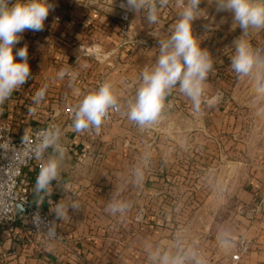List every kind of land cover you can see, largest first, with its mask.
<instances>
[{
    "label": "crops",
    "instance_id": "0c3cea01",
    "mask_svg": "<svg viewBox=\"0 0 264 264\" xmlns=\"http://www.w3.org/2000/svg\"><path fill=\"white\" fill-rule=\"evenodd\" d=\"M49 2L54 10L45 20L44 30L25 31L16 45V48L28 46L33 79L0 105V117L10 121L16 134L25 128L43 126L52 107L77 105L102 79L113 85L121 111L112 122H103L99 130L89 127L77 131L73 121L63 122L59 143L64 156L58 178L47 191L35 190L40 166L52 154V149H48L43 159H36L26 170L23 181L30 189L32 203L50 213L57 227L66 233V240L48 241L39 236L33 242L26 241L28 217L20 213L15 222L0 229V264H151L146 244L175 251L178 239L183 246L200 250L207 261L230 256L241 236L253 241L254 257L261 254L260 259L264 258V155L245 162L232 159L238 142L233 147V142L227 144L222 135L219 139V132L212 130L214 126L208 120L209 108L202 103L197 112L178 88L166 99L157 123L141 129L127 119L128 101L140 86L142 71L155 64L158 40L167 38L178 21L181 0H168L164 7L157 5L156 24L150 25L144 13L131 12V35L149 37L154 41L150 48L121 45L119 14L120 4L125 0ZM200 7L194 34L199 36L201 47L211 52L214 62L205 86L229 82L238 85L240 78L227 66L235 50L232 42L240 36L238 24L233 21L235 28L229 31L228 47L223 44L226 33L201 28L209 17L216 18L215 23L223 17L225 22L227 13L217 14L212 0H204ZM244 38L258 52H264V31L250 29ZM222 54L228 60L226 67L222 66ZM62 69L75 73V80L69 75L60 79L57 74ZM45 85L44 99L34 103L36 92ZM216 90L213 94L205 91V97L222 92L221 88ZM232 109L227 112L231 123L235 116ZM232 129L233 124L229 130ZM259 132L253 130L249 134L253 141L250 149L264 150V134L259 139ZM228 148L231 155L224 151ZM145 154L149 163L144 167L143 182L136 185L131 170ZM195 165L210 169L226 165V168L223 173L222 169L218 173L209 172L206 179L213 183L205 193L195 192L204 195L196 210L187 216L189 202L173 199L176 203L170 205L168 199L174 195L176 184L190 179L187 170L191 173ZM116 192L131 205L123 215L106 211ZM72 202L78 204V209H66L65 217L58 218L57 207ZM253 209L262 211L250 219ZM142 211L145 219L136 224V234L132 236V224L122 218ZM221 232H226L232 242L228 250L222 249L217 241ZM114 242L124 247L120 245L113 250L110 245Z\"/></svg>",
    "mask_w": 264,
    "mask_h": 264
},
{
    "label": "clouds",
    "instance_id": "9594fccd",
    "mask_svg": "<svg viewBox=\"0 0 264 264\" xmlns=\"http://www.w3.org/2000/svg\"><path fill=\"white\" fill-rule=\"evenodd\" d=\"M204 0H181L179 19L170 30L171 34L158 40L159 54L152 68L141 73V83L133 99L128 101L127 119L141 129L157 123L165 109V101L173 89L192 102L199 112L202 103L208 107L215 105L221 94L205 97V84L214 70L213 55L206 47H201L199 36L194 34V22L200 19V5ZM168 0H125L120 7L126 12L144 13L147 22L158 23V6L164 7ZM215 12L228 13L238 24L240 36L233 40L234 53L230 57V68L238 78H248L252 84L251 104L254 107L264 105V55L253 48L245 39L249 30L264 31V0H212ZM53 9L49 0H0V105L9 100L13 92L33 79L29 64L28 46L16 48L25 31L44 30L45 20ZM223 17L221 21L223 22ZM206 31H212L213 25H204ZM15 49V52H14ZM60 79L66 75L75 80V73L62 69ZM47 85L40 88L34 97L39 104L45 97ZM118 98L113 85L104 81L99 87L87 93L73 109V125L77 131L94 127L99 130L108 116L109 109L117 108ZM34 111V109H32ZM61 130L49 125L41 130L30 152L35 159H43L48 149H52L45 162L41 164L36 178L35 190L45 192L60 175L64 149L59 143ZM149 163L145 154L131 170V179L136 185L144 180V167ZM78 204L59 205L56 216L64 218L66 209L76 211ZM131 207L119 198V192L113 194L106 211L111 214H125ZM219 246L228 250L232 246L226 232L217 236ZM151 264H204L202 254L193 246H183L177 240L175 251L146 244Z\"/></svg>",
    "mask_w": 264,
    "mask_h": 264
},
{
    "label": "built area",
    "instance_id": "2783aa9c",
    "mask_svg": "<svg viewBox=\"0 0 264 264\" xmlns=\"http://www.w3.org/2000/svg\"><path fill=\"white\" fill-rule=\"evenodd\" d=\"M119 19L122 25L121 45L138 44L150 48L154 44V41L149 37L131 35L132 17L130 11L126 12L122 9ZM103 82V79L99 80L94 90ZM75 106L65 108L54 106L50 109L43 126L25 128L19 134L14 132L13 126L7 118L0 117V229L5 224L17 220L16 205L21 202L29 210V231L25 236L26 241L33 242L39 236L46 238L48 241L64 242L66 240V233L57 227L50 213L32 203L30 189L23 180L26 170L36 160L30 152V147L38 139L40 131L46 129L49 125H56L61 128L65 120L73 121ZM120 111L121 106L118 101L117 108L109 109L104 123L112 122L120 114ZM252 249L253 241L248 237L241 236L230 256L220 264H242L244 258ZM198 251L200 252V250Z\"/></svg>",
    "mask_w": 264,
    "mask_h": 264
},
{
    "label": "rangeland",
    "instance_id": "374dc122",
    "mask_svg": "<svg viewBox=\"0 0 264 264\" xmlns=\"http://www.w3.org/2000/svg\"><path fill=\"white\" fill-rule=\"evenodd\" d=\"M212 10V7H210ZM209 9V14L212 16V11ZM230 14L227 13V20L221 24V20L217 18L216 23L214 20L216 19H210L209 17L207 20L208 22H204L206 24H211L213 25V30H219L222 31L223 33H226V36H224V45H227L229 47L230 43L228 41L229 39V31L231 28H235L233 23V20L231 19ZM213 20V21H210ZM201 28H205L204 25H201ZM233 26V27H232ZM240 31V30H239ZM211 43H213L212 38ZM262 53H264L262 51ZM261 53V54H262ZM263 55V54H262ZM222 66L226 67V60L224 55L222 54ZM229 63V62H227ZM227 66H229L227 64ZM221 88L222 92H218L221 94V98L219 101L211 106L208 107L210 110L208 120L210 123L214 126L212 130H216L220 139V136L222 135V140L226 142L227 144H231L233 142V147L236 145L234 142H238L239 147L233 148V154H232V159L240 160V162H245L246 160H252L254 157L259 158V156L264 155V150L263 149H250L249 146L252 140L249 138V134L251 132L256 131L259 132L257 134V137L259 139H262V135L264 134V105L257 107H254L251 104V89L252 85L248 84L247 78H240L239 79V84L238 85H231L229 83H223L222 86L220 85H215V84H210L205 86V91L206 94H213L214 91H217L216 89ZM184 98L188 99L186 96H183ZM210 98V97H209ZM232 111H235V115L232 118V122L230 121V117L227 116V112L231 109ZM219 110H221L222 113H219ZM233 124V129L232 131L229 130L231 125ZM248 144V145H247ZM226 151L229 155L231 152V149L228 148ZM225 153V152H224ZM231 157V156H229ZM226 165L223 166H213V169H210L206 166H193L190 170L192 172L187 170V174H189L190 179L187 178L186 181L179 182V184H176L174 187V195L168 199V203L172 205L173 203L175 204L176 202H173V199H178L181 201H185V203L189 202L187 204L189 206V211L187 213V216H190L196 210L198 206V202L202 201L203 195H198L195 192L198 190H204L202 192L205 193V191L208 189L209 186L212 185L213 182L207 181L206 178L210 176L209 172H216L218 173L222 169V173L225 172ZM186 172V171H185ZM202 174L203 176L199 175ZM195 179V180H194ZM225 186V182H223L222 187ZM188 191L189 193H186ZM194 193H191V192ZM185 193V194H184ZM184 194L182 197L181 195ZM184 197V198H183ZM258 206H260L258 204ZM262 210L260 209H253L250 211V219L255 218V215ZM178 213V212H177ZM182 212H180L181 214ZM182 215V214H181ZM180 215V216H181ZM125 221L128 222V224H132V228L130 229V233L132 236L136 234V224L139 222H142L144 218V213L137 212L135 214H129L126 216V218H122ZM238 242V241H237ZM121 244L120 242H114L111 246L113 250H116L117 248L120 247ZM121 246V248H123ZM255 248L252 249V251L244 258L242 264H264V258L260 259L262 257L261 254L259 256H255ZM232 252V251H231ZM228 257V256H227ZM227 257H224L223 259H210L207 261H204V264H220L222 262L221 260H225Z\"/></svg>",
    "mask_w": 264,
    "mask_h": 264
},
{
    "label": "water",
    "instance_id": "95a60500",
    "mask_svg": "<svg viewBox=\"0 0 264 264\" xmlns=\"http://www.w3.org/2000/svg\"><path fill=\"white\" fill-rule=\"evenodd\" d=\"M16 206H17V210H16V216H17V217H18V215H19L20 213H25L26 217L29 216V210H28V208H27L26 205H24V204L21 203V202H18Z\"/></svg>",
    "mask_w": 264,
    "mask_h": 264
}]
</instances>
